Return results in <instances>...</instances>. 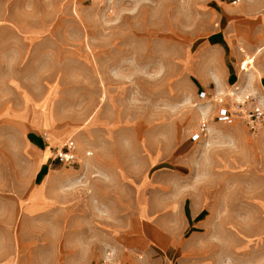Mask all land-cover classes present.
<instances>
[{"label":"rangeland","instance_id":"rangeland-1","mask_svg":"<svg viewBox=\"0 0 264 264\" xmlns=\"http://www.w3.org/2000/svg\"><path fill=\"white\" fill-rule=\"evenodd\" d=\"M262 100L264 0H0V264H264Z\"/></svg>","mask_w":264,"mask_h":264},{"label":"built area","instance_id":"built-area-1","mask_svg":"<svg viewBox=\"0 0 264 264\" xmlns=\"http://www.w3.org/2000/svg\"><path fill=\"white\" fill-rule=\"evenodd\" d=\"M250 97L252 96H246V98L242 102H240L239 100H236L235 105L237 107H239L240 105H244L245 103H247L245 102L247 101V99L249 100L251 99ZM262 101L261 102L258 101L254 105L253 109L249 111H246V110L242 111L243 114H245V118L250 123L252 128H255L256 125H261L264 123V101L263 102ZM217 119L221 122L231 123L232 115L229 112H227V110H225L224 108H221V110H219L218 112ZM56 157L60 162L74 161L75 155L73 152L72 143L65 144L62 150H58V154Z\"/></svg>","mask_w":264,"mask_h":264}]
</instances>
